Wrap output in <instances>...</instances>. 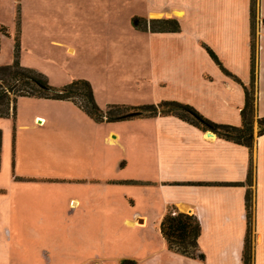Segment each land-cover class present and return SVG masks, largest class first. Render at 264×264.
I'll list each match as a JSON object with an SVG mask.
<instances>
[{
  "label": "rangeland",
  "instance_id": "rangeland-1",
  "mask_svg": "<svg viewBox=\"0 0 264 264\" xmlns=\"http://www.w3.org/2000/svg\"><path fill=\"white\" fill-rule=\"evenodd\" d=\"M150 9L147 0H0V66L18 57L56 88L87 80L103 110L158 104L151 37L132 24ZM96 123L71 101L32 97L0 119V264H120L159 247L150 136L141 151L109 144L108 124Z\"/></svg>",
  "mask_w": 264,
  "mask_h": 264
},
{
  "label": "crops",
  "instance_id": "crops-1",
  "mask_svg": "<svg viewBox=\"0 0 264 264\" xmlns=\"http://www.w3.org/2000/svg\"><path fill=\"white\" fill-rule=\"evenodd\" d=\"M147 2L151 9L146 19L168 17L181 24L177 33L146 32L151 37L150 82L156 103L177 101L193 106L213 122L241 126L245 91L234 78L247 87L252 82V0ZM263 19L264 0H257L254 40L259 118L264 117ZM102 124H108L105 143L111 144V139L122 147V142L130 143L141 151L142 136H150L151 209L159 205L156 218L161 222L168 207L173 206L181 213L195 214L202 228L198 243L205 261L169 251L164 239L158 248L152 244L153 251L144 258L128 260L137 264H243L247 186L224 184H245L253 161V264H264V135L257 137L251 154L247 147L203 132L175 116ZM115 124H132L135 132L123 136L117 129L120 125ZM138 218L146 224V216Z\"/></svg>",
  "mask_w": 264,
  "mask_h": 264
},
{
  "label": "trees",
  "instance_id": "trees-1",
  "mask_svg": "<svg viewBox=\"0 0 264 264\" xmlns=\"http://www.w3.org/2000/svg\"><path fill=\"white\" fill-rule=\"evenodd\" d=\"M256 4L257 0H252L253 41L252 82L250 86H245L237 78H234V76L227 70L223 69L227 75L239 82L245 91V105L241 111L242 125L239 127L213 122L193 106L177 101L168 100L162 101L158 104L143 106L111 105L107 110H103L97 103L93 86L89 81L82 79L76 80L65 87H53L50 85L47 77L43 74L22 66L18 57L13 64L0 66V119H15L16 103L17 100L22 97L71 101L98 123H113L136 118L175 116L197 127L203 132H212L220 139L245 146L252 154L257 137L264 135V117H257V95L255 84L256 42L254 40L256 28ZM132 24L138 31L142 32L177 33L181 30V24L175 18L148 20L146 18L135 17L132 20ZM207 50L215 62L220 64L216 54L209 48H207ZM255 125H257V132L255 130ZM254 173L255 169L252 161L245 184H224L230 186H247V233L242 257L243 264L254 263ZM159 227L161 236L165 240L169 251L190 259L205 261V255L199 253L198 240L201 236L202 228L201 223L195 214L181 213L173 206L168 207ZM120 264H137V262L133 260H125Z\"/></svg>",
  "mask_w": 264,
  "mask_h": 264
},
{
  "label": "water",
  "instance_id": "water-1",
  "mask_svg": "<svg viewBox=\"0 0 264 264\" xmlns=\"http://www.w3.org/2000/svg\"><path fill=\"white\" fill-rule=\"evenodd\" d=\"M210 135H212V132L211 133H209Z\"/></svg>",
  "mask_w": 264,
  "mask_h": 264
}]
</instances>
